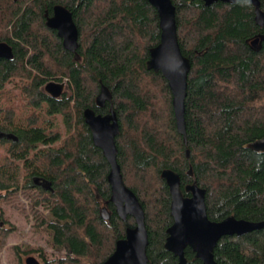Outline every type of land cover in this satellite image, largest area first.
I'll list each match as a JSON object with an SVG mask.
<instances>
[{"label": "trees", "instance_id": "trees-1", "mask_svg": "<svg viewBox=\"0 0 264 264\" xmlns=\"http://www.w3.org/2000/svg\"><path fill=\"white\" fill-rule=\"evenodd\" d=\"M173 3L180 47L192 65L186 138L168 80L147 66L161 38L159 13L148 0H0V41L14 52L0 58V132L16 137L0 136V198L23 189L47 205L42 223L66 250L57 264H102L136 224L132 216L121 219L111 201L110 163L85 122L89 107L105 114L113 104L118 115L117 158L145 211L150 263L179 264L165 247L173 224L165 169L180 175L185 196L194 181L206 189L211 220L264 221V150L249 146L264 137V41L260 50L252 44L264 26L250 0ZM57 4L78 26L77 51L47 26ZM65 80L62 96L46 91L48 82ZM102 85L112 93L105 107L96 101ZM4 222L0 212V247L9 231ZM185 256L186 264H203L190 247ZM214 256L217 264H264V228L223 236Z\"/></svg>", "mask_w": 264, "mask_h": 264}, {"label": "water", "instance_id": "water-1", "mask_svg": "<svg viewBox=\"0 0 264 264\" xmlns=\"http://www.w3.org/2000/svg\"><path fill=\"white\" fill-rule=\"evenodd\" d=\"M158 11L160 18V42L150 49L147 62L148 69L161 72L168 80L173 93V105L178 131L186 138L185 99L187 96L188 75L191 70L190 59L183 54L176 20V6L173 0H148ZM222 1L235 3L237 0H205L206 5ZM255 8V20L264 26V10L261 0H250ZM47 26L57 31L63 46L69 51L79 48V30L72 12L65 5L57 4L54 12L47 17ZM264 34L252 40L255 50H260ZM13 47L7 41H0V58L12 59ZM53 97H59L65 90V82L50 81L45 86ZM97 104L104 107L112 101L111 90L102 85L97 96ZM85 122L89 126L93 142L102 149L110 163L108 181L111 185V201L121 219L128 216L135 218V226L129 227L126 236L116 242L114 252L102 264H152L147 253L149 234L145 221L144 208L135 194L124 181L120 163L118 162V147L116 137L120 133L118 115L111 104L106 114L97 113L93 108L84 110ZM0 136L16 138L12 133L0 132ZM255 150H264V137L250 143ZM171 192V215L173 224L167 229L165 247L179 258V264H186L185 249L191 247L203 264H217L214 250L218 241L226 235H244L256 229L264 228V221L240 219L233 215L223 220H211L207 213L206 189L196 181L186 186L190 192L185 196L181 189V177L172 169L162 171ZM101 216L109 219L110 213L106 206L102 207ZM27 264H41L34 256L26 259Z\"/></svg>", "mask_w": 264, "mask_h": 264}, {"label": "rangeland", "instance_id": "rangeland-1", "mask_svg": "<svg viewBox=\"0 0 264 264\" xmlns=\"http://www.w3.org/2000/svg\"><path fill=\"white\" fill-rule=\"evenodd\" d=\"M64 82L67 91V81ZM37 199L39 196H30L23 189L13 199L0 198L3 224L9 228L6 242L0 247V264H27L29 256L42 263L57 264L65 256V248L53 243L48 223H42V216L49 217V209L42 201L36 203Z\"/></svg>", "mask_w": 264, "mask_h": 264}, {"label": "bare ground", "instance_id": "bare-ground-1", "mask_svg": "<svg viewBox=\"0 0 264 264\" xmlns=\"http://www.w3.org/2000/svg\"><path fill=\"white\" fill-rule=\"evenodd\" d=\"M64 91H65V90H64ZM171 91H172V90H171ZM62 94H63V93H62ZM62 94H61L60 96H62ZM172 94H173V93H172ZM60 96H59V97H60ZM52 97H53V96H52ZM55 98H58V97H55ZM173 106H174V105H173Z\"/></svg>", "mask_w": 264, "mask_h": 264}, {"label": "flooded vegetation", "instance_id": "flooded-vegetation-1", "mask_svg": "<svg viewBox=\"0 0 264 264\" xmlns=\"http://www.w3.org/2000/svg\"><path fill=\"white\" fill-rule=\"evenodd\" d=\"M105 106H106V105H105ZM105 106H104V107H105ZM109 110H110V109H109ZM105 114H106V113H105ZM190 248H191V247H190ZM191 249H192V248H191ZM185 250H186V249H185ZM41 264H42V262H41Z\"/></svg>", "mask_w": 264, "mask_h": 264}]
</instances>
